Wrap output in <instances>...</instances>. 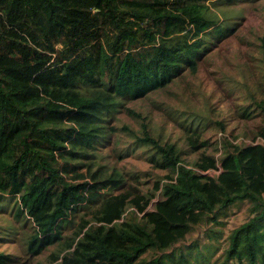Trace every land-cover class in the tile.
Wrapping results in <instances>:
<instances>
[{
	"label": "trees",
	"instance_id": "16d2710c",
	"mask_svg": "<svg viewBox=\"0 0 264 264\" xmlns=\"http://www.w3.org/2000/svg\"><path fill=\"white\" fill-rule=\"evenodd\" d=\"M261 1L0 0V208L9 206L8 235L21 225L29 254L0 248V264H212L216 246L187 243L189 235L219 239L211 224L244 202L249 218L227 237L219 264H264V35L251 59L260 73L248 69L261 95L247 87L232 113L259 119L250 142L225 134L212 104L205 113L165 98L177 97L171 85L198 78L219 43L242 39L228 8ZM148 99L177 137L139 104ZM212 127L225 132L213 142ZM109 153L144 157L152 170L119 169ZM90 164V180L70 176ZM102 172L113 179L99 191Z\"/></svg>",
	"mask_w": 264,
	"mask_h": 264
},
{
	"label": "rangeland",
	"instance_id": "374dc122",
	"mask_svg": "<svg viewBox=\"0 0 264 264\" xmlns=\"http://www.w3.org/2000/svg\"><path fill=\"white\" fill-rule=\"evenodd\" d=\"M230 13L235 15L234 20H239L242 24L239 26V30L237 33H240L242 39L240 37L234 38L231 41L223 40L221 43L224 45L222 47V51H216L210 56V63L202 66L198 73V78L195 76L188 77L183 83L181 81L178 84L171 85V90L174 92H178L177 97L174 95L165 97L166 102L171 104V106H180L177 103L178 98L183 101L189 100L188 105L192 107L194 110L197 109L199 111H211L209 109V104H212L216 107L217 112H213L214 119H222L227 123L228 131L223 134L229 135L233 130L235 135H239L238 141H242L246 139V141L250 142L253 138L254 133L258 130L259 119L249 120L247 122L240 121L238 119L234 120L232 113L236 110V104L242 102L243 98L247 96V87L255 91L258 95H261L259 92V87L256 85V77L248 72V69H252L253 66L259 67V63L256 65L251 62V59L256 54V46L260 41V36L264 35V0L252 6L238 5L236 7L228 8ZM260 71L258 68L257 74L259 75ZM230 78V82L227 83V80ZM220 80H223L224 84H220ZM234 80V81H233ZM248 82L247 85H243L244 82ZM226 83V84H225ZM190 87V89H188ZM155 94L153 95V97ZM164 100V99H163ZM162 100V101H163ZM161 101V103H162ZM132 106H136L134 103H129ZM144 108L148 109L151 116L155 119V124L157 126H165V133L171 134L174 139L179 135L178 127L172 123H169L170 116L168 113H163L160 107H156L153 101L144 100L139 102ZM187 104V103H186ZM204 113V114H205ZM119 117L123 123L131 124L136 128H139V124L130 117L127 112H123L119 114ZM164 131V130H163ZM222 131L220 128H211L206 132V137L210 139L212 142L214 140H219L223 137ZM231 135V134H230ZM185 150L194 151L189 145H187L184 141ZM110 152V150H108ZM199 151L190 152L186 154L189 159H194L198 156ZM111 164L117 165L119 169L123 170H133V168H139L145 170H152L149 163L144 159V157L131 156L123 160L117 159L114 155H110ZM107 161V160H106ZM94 163V162H92ZM89 166L81 168L78 172H71L70 176L73 179L79 180H90L91 173L89 171ZM63 170L69 169L68 164L64 163L62 166ZM157 172L163 173V171L158 170ZM102 176H100L99 182V191H104L106 188L103 187L102 183L104 180L113 179L111 172H102ZM212 174H216L217 171H212ZM152 180V179H150ZM94 196V190L86 191V196ZM160 197L158 195L157 199ZM5 205V203H4ZM6 206V205H5ZM248 203H238L236 205H232L225 215H222L220 218V224H211L216 230H219V239L209 238L205 232H196L189 235L187 239V243H190L192 240L200 239L201 246L204 243L212 244L216 246V249H213V255L211 257L212 264H219L225 259V249L228 245L227 237L231 234V232L240 226L243 222H245L249 218V213L247 210ZM9 210V206L0 208V223L6 227L4 235V240L0 243L2 246L0 247L2 250L5 249L14 257H18L19 255L23 258L29 256V254L24 255L23 251L21 252L20 247V234L17 230L22 229L20 224L15 223V227L10 230V235L7 233V226L9 223H13L11 217L7 216V211ZM210 226V225H209ZM205 229L208 226H203ZM202 227V228H203ZM23 230V229H22ZM11 238V239H8ZM29 261V259H28ZM35 259L31 258L30 263L35 264ZM230 264H241L237 261H233ZM242 264H247L246 261Z\"/></svg>",
	"mask_w": 264,
	"mask_h": 264
},
{
	"label": "built area",
	"instance_id": "2783aa9c",
	"mask_svg": "<svg viewBox=\"0 0 264 264\" xmlns=\"http://www.w3.org/2000/svg\"><path fill=\"white\" fill-rule=\"evenodd\" d=\"M212 171H216V170H210L209 172L211 173ZM212 174V173H211Z\"/></svg>",
	"mask_w": 264,
	"mask_h": 264
}]
</instances>
